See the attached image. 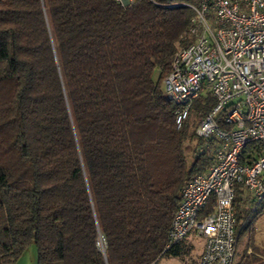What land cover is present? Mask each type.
Here are the masks:
<instances>
[{"label": "trees", "instance_id": "16d2710c", "mask_svg": "<svg viewBox=\"0 0 264 264\" xmlns=\"http://www.w3.org/2000/svg\"><path fill=\"white\" fill-rule=\"evenodd\" d=\"M192 14L146 0H0V264L30 245L37 264L190 252L185 241L164 248L182 187L211 163L197 147L188 163L185 150L215 100L196 97L176 128L161 82L192 40ZM242 192L236 246L264 213L240 210ZM214 206L210 197L198 218ZM247 250L235 264H264Z\"/></svg>", "mask_w": 264, "mask_h": 264}, {"label": "built area", "instance_id": "2783aa9c", "mask_svg": "<svg viewBox=\"0 0 264 264\" xmlns=\"http://www.w3.org/2000/svg\"><path fill=\"white\" fill-rule=\"evenodd\" d=\"M116 1L130 6L140 0ZM146 1L193 12L187 32L192 40L174 53L163 80L176 128L196 97L209 93L215 100L195 129L197 150L209 152L211 163L182 187L164 251L194 235L203 241L197 264H234L236 186L250 206L264 204V0ZM210 197L213 211L198 218ZM105 246L100 236L102 253Z\"/></svg>", "mask_w": 264, "mask_h": 264}, {"label": "rangeland", "instance_id": "374dc122", "mask_svg": "<svg viewBox=\"0 0 264 264\" xmlns=\"http://www.w3.org/2000/svg\"><path fill=\"white\" fill-rule=\"evenodd\" d=\"M154 77H156V73ZM163 80L161 82L162 87ZM197 145L195 141L188 144L189 148L185 150V155L188 163H191L193 157V150ZM207 153L210 155L209 152ZM238 205L240 210H243L244 208L246 209L241 200L238 202ZM184 244H186V246L190 248L189 253L180 254L176 256L164 255L156 264H197L198 258L202 251V239L194 235H190L187 237ZM249 244L253 248L255 255H258L260 257L264 256V213L258 218V220L255 221L254 224H252L251 233L248 234V232H246L244 236L241 237L240 242L236 246L234 264L237 263L239 260L240 263H242L241 257L243 256V252L246 248L248 249L247 253L252 250V248L248 246ZM262 259L264 260V258ZM14 264H37V251L35 246L30 245L22 253V255H20V257L15 261Z\"/></svg>", "mask_w": 264, "mask_h": 264}, {"label": "crops", "instance_id": "0c3cea01", "mask_svg": "<svg viewBox=\"0 0 264 264\" xmlns=\"http://www.w3.org/2000/svg\"><path fill=\"white\" fill-rule=\"evenodd\" d=\"M241 201L243 202L246 208L250 207L251 200L247 196H245V191L242 192ZM202 245H203V241H202Z\"/></svg>", "mask_w": 264, "mask_h": 264}]
</instances>
